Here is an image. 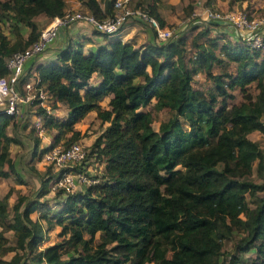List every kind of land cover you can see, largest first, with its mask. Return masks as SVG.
Here are the masks:
<instances>
[{"label":"trees","instance_id":"1","mask_svg":"<svg viewBox=\"0 0 264 264\" xmlns=\"http://www.w3.org/2000/svg\"><path fill=\"white\" fill-rule=\"evenodd\" d=\"M80 2L97 18L112 13L113 0H104L103 9L99 0ZM40 12L61 16L65 0H0V76L6 58L37 39L33 17ZM196 25L140 50L120 40L97 51L66 47L57 62L36 67L50 107L58 101L69 111L60 118L37 107L45 130L56 133L39 152L36 140L32 153L40 157L62 138L79 139L74 125L93 110L108 122L90 145L104 165L100 182L56 190L60 205L53 214L39 200L50 191L51 167H31L40 182L36 199L19 195L9 205L10 191L0 197V264H264V152L249 137L264 136V59L239 40L211 37L219 23ZM23 26L30 28L26 39ZM93 73L96 84L89 82ZM198 73L207 87L194 86ZM153 99V110L173 111L157 130L152 110L141 109ZM14 118L0 113V177L23 183L9 151L19 143L7 132L12 124L15 133ZM33 212L40 215L32 218ZM55 224L61 239L40 247Z\"/></svg>","mask_w":264,"mask_h":264},{"label":"built area","instance_id":"2","mask_svg":"<svg viewBox=\"0 0 264 264\" xmlns=\"http://www.w3.org/2000/svg\"><path fill=\"white\" fill-rule=\"evenodd\" d=\"M204 12L201 17L197 16L198 19L221 24L226 32L231 31L230 38L243 42L250 52L264 59V14H252L244 9H206ZM131 21L147 23L153 30L155 43L166 42L174 36L172 28L160 26L147 7L134 6L132 0H113L112 13L102 18L89 11L75 9L52 17L35 41L23 50L13 51L6 58L7 73L0 76V113L13 115L19 125L30 119L28 126L41 138L45 128L43 117L37 114L36 109L41 106L48 111L52 105L51 96L40 85L37 73L27 68L26 62L47 49L58 37L60 28L72 23L86 24L99 34L111 35ZM90 150L89 145L75 140L58 142L42 152L40 157L37 155L41 165L51 167L54 177L49 183V190L55 192L62 189L63 193H69L100 182L104 161Z\"/></svg>","mask_w":264,"mask_h":264},{"label":"rangeland","instance_id":"3","mask_svg":"<svg viewBox=\"0 0 264 264\" xmlns=\"http://www.w3.org/2000/svg\"><path fill=\"white\" fill-rule=\"evenodd\" d=\"M132 3L134 6H139V5L145 6V7L147 6L150 9L151 7H154V10H157V8L159 7L160 13L166 18V20L164 19L166 21L165 26L172 28L174 30L175 36L187 34L190 28L194 26L195 24H197L196 26L200 28L204 24L209 23V20H204V19L201 20L200 18L199 20H196L195 18V16L201 17V14L204 15L205 13L204 10L206 9H215L218 11H225V10H232V9H240V10L244 9L252 14H264V0H132ZM76 10L83 11L82 8H78ZM138 24L139 26H141L142 30L148 31L150 35L152 34V36L154 37L153 30L150 28V26H148L147 23L138 21ZM2 26H3V30L5 31V33L8 34V36H11V33H10L11 26L8 25V22L4 21ZM218 26L220 30H218L216 26L213 25V31H210L211 37L222 35V37H224V39L226 40H234L229 37L230 33L223 32L221 24H219ZM221 41H223V39H221ZM230 69H233V67H230ZM215 71L217 72L218 69H215ZM135 80H140V77L135 78ZM90 82L92 81L90 80ZM193 84L195 87L205 88L210 84V81L205 79L202 73H198L194 76ZM240 99L241 98L237 96L236 102L240 101ZM107 102L108 100L104 99V101L102 102V105L107 107ZM48 103L50 102L48 101ZM153 103H154V99L150 102V104L142 107L141 109L142 110H152L154 114V120L152 121V126L155 130H157L159 123L163 120H166L171 115H173V111L167 108H162L160 110L155 111L153 110ZM14 120L16 121V118H14ZM24 124L26 126L30 125V119H28V121L26 120ZM78 127L81 128V130H83V132L81 131L83 133V137L77 139L76 141L80 142L81 144H85L89 146L91 145L93 140L96 138V136H98L104 129L102 123H100L99 121L95 122V120L92 118H88L82 121L78 125ZM48 132L49 131L47 130L46 134L44 133V135L48 136V137L46 136V138H44L45 136L44 137L42 136L43 138L38 137L34 133V130H32V132H29L30 139H28V141L31 142V146H32V142L34 144L36 140L38 141L39 145L41 144L42 146L46 145V142L49 143V133ZM16 133L17 132H15L14 135H16ZM249 137L252 140L256 141V143L260 146V148L264 152V136L259 131H253L249 134ZM69 141L70 139H67V138H62L61 140H59V142H64V143H68ZM10 146H12L11 152L14 158L17 157L20 153L24 157L22 160V163H19L17 166L18 171L22 170L24 172H30L32 173L31 174L32 176L30 177V179H28L29 175H26L27 179L26 178L23 179V184L17 183L14 179L10 180L9 178H12V177H9L8 179L1 178L0 179V196L2 197L8 191H10L8 200L10 201L11 204H13L17 200V197L19 195L26 196L27 200L30 199L32 201L37 198V192L39 190V185H40L39 177L34 172V170L31 169V167L36 168L34 165V160L31 161V163L30 161L27 162L26 160L28 159V157H25L24 156L25 153H22L24 152L25 149L23 150V148L20 147L21 148L20 150L19 146H15L11 144ZM26 156H30V155L26 153ZM89 160L91 161V159ZM37 165L39 166V167L37 166V168L41 170L40 172L45 171L47 167L46 165L44 166V165H41L40 163H38ZM253 168H254L253 172H255V163L253 164ZM10 181H12L13 183L10 184ZM39 200H44L45 203L48 204L49 207H51L50 214H53L54 211L57 210V208L60 205L58 201L59 199L56 197L54 191H50L44 197L39 198ZM12 213L13 212L11 210L9 212V217L12 215ZM39 215H40L39 212L31 213L32 218H37ZM60 230H61V226L55 224L48 232V239L44 240L39 246L44 247L48 244H51L61 239V237L58 235V232ZM5 236L7 238V244L13 245L14 243L13 233L11 231L6 232ZM230 242L227 243L228 249H230V246H231ZM12 254H13V251L6 254L4 258L7 259ZM64 256H66V254ZM145 264H154V263L146 262Z\"/></svg>","mask_w":264,"mask_h":264},{"label":"crops","instance_id":"4","mask_svg":"<svg viewBox=\"0 0 264 264\" xmlns=\"http://www.w3.org/2000/svg\"><path fill=\"white\" fill-rule=\"evenodd\" d=\"M99 3H100L101 8L103 9L104 8V0H99ZM78 8H82L84 11H88L87 8L80 2V0H65V11L68 9H75L76 10ZM157 11L160 13L159 7L157 8ZM160 15L166 20V18L161 13H160ZM50 19L51 18L46 16L43 12H40L33 17V20H34L35 24L37 25L38 32L49 23ZM222 29L224 32L227 31L226 28H224L223 26H222ZM20 31H21L23 39H26L30 33V28L23 26ZM229 32H231V31H229ZM229 32H226V33H229ZM230 36H232V35H230ZM153 38L154 37L152 36V34L150 35V33L148 31L142 30L141 26H139V24H138V21H131V22L126 23L120 29L119 32H117L115 34H111V35L99 34V33L95 32L90 26H88L86 24L72 23L66 27L60 28L59 33H58V37L56 38L55 42L53 44H51L49 46V48L44 50L39 55H37L33 58H30L26 62V66L28 69H30L31 72H36V67L39 64H49V63L57 62L60 51L66 47L74 48V47L80 45V46H82L84 52H88L90 50L97 51V49L101 48V47L109 48L110 43L117 41V40H120L123 44L132 46L133 49H137V50L139 49L140 50L147 43L153 42ZM135 78H138V77H135ZM90 80L92 82H90ZM98 81H99L98 75L96 73H93L91 78L89 79V82L91 84H96ZM108 98L109 97H106L104 99L108 100ZM104 99H103V101H104ZM102 102H101V104H102ZM51 103H53V99H51ZM56 104H57V106L56 107H50L48 112L55 115V116H58L60 118H65L68 114L69 109L67 107L63 106L62 104H60L58 101H56ZM88 118L94 119L95 122H97V121L100 122V120L96 117V112L91 110L85 115V117L83 119H81L80 121L75 123V125H74L75 129L79 130L80 132L81 131L83 132V130H81V128H79L78 125L82 121H84ZM107 124H108V122L102 123L104 128ZM10 127L12 128V124H10L7 127V132L9 135H13L14 132ZM46 131L47 130H45V132H44L45 134H46ZM48 131H49L48 132L49 133V143L46 142V145H44V146H42L40 144L38 146V148H43L52 142L54 134L56 133V130L52 129V130H48ZM15 132H17L15 136L19 139V143H11V145L19 146V148L21 147V148H23V150L25 149L24 152H22V153H25L24 156L28 157V159L26 161L27 162L30 161V163H31V161L34 160V165H35L36 169L38 171H41L37 168V166H38L37 164L40 162L37 160V156L32 153L33 149H34V144L32 142V146H31V142L28 141V139H30L29 132H32V130L30 129L29 126H26L25 124L24 125L18 124ZM67 135H69V134H67ZM46 136L47 135H43L44 138H46ZM81 137H83V135ZM29 142H30V144H29ZM11 147L12 146L9 145V151H10L11 157L14 160V164H15V167H16V170H17L19 176L22 179H25V178L27 179L26 175H29L28 179H30V177L32 176L31 175L32 173L24 172L22 170L18 171L17 166L19 163H22V160L24 157L20 153L17 157L14 158L12 155V152H11ZM21 148H20V150H21ZM26 153H28L30 156H26ZM9 177H12V178H9ZM1 178H3V179L9 178L10 180L14 179L17 182L14 175H9L7 177H0V179ZM11 183H13V182L10 181V184ZM17 183L20 184V182H17ZM21 184H23V183H21ZM21 193H23V192H21ZM8 202H9V205H12L9 200H8Z\"/></svg>","mask_w":264,"mask_h":264}]
</instances>
